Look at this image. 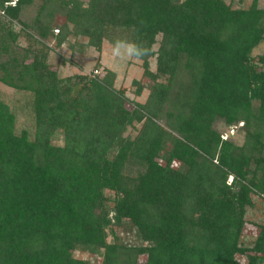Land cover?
I'll return each mask as SVG.
<instances>
[{
  "label": "trees",
  "instance_id": "1",
  "mask_svg": "<svg viewBox=\"0 0 264 264\" xmlns=\"http://www.w3.org/2000/svg\"><path fill=\"white\" fill-rule=\"evenodd\" d=\"M103 41L140 60L142 102L112 69L95 74ZM263 41L257 0H0V84L30 94L33 123L16 132L0 99V264H93L74 250L99 264H264V223L245 218L264 192ZM63 44L96 62L53 65ZM67 64L78 71L61 75Z\"/></svg>",
  "mask_w": 264,
  "mask_h": 264
},
{
  "label": "rangeland",
  "instance_id": "2",
  "mask_svg": "<svg viewBox=\"0 0 264 264\" xmlns=\"http://www.w3.org/2000/svg\"><path fill=\"white\" fill-rule=\"evenodd\" d=\"M228 2L231 6H241L246 7L250 4L251 0H224ZM257 5L259 7H264V0H257ZM16 28V27H15ZM14 28V29H15ZM53 33H56L53 30ZM159 39V36L156 37V40ZM68 40L75 41V37L72 35L68 36ZM20 44L22 46L25 45V41L21 39ZM153 49H156L157 43L152 45ZM264 50V41L260 42L251 50V55H256ZM63 55L69 58L70 61H75L77 64L81 65L82 72L86 73L90 70L93 64L96 62L97 53L92 50L87 54H77L71 53L70 50L66 47L65 44L60 47L53 49L49 53V61L53 65L57 62V56ZM99 62L100 68H97L95 74L102 75L104 70L107 68L112 69L115 72V79L113 82V86L116 89L124 90L125 96H127L131 100H137L142 102L146 96V90L142 92V94L136 97L133 93L135 85L132 84V79H141V71L142 68L140 66V60L137 58H133L130 56L129 45L127 44H116L112 46L107 42L103 41L101 50L99 51ZM150 69L154 68V59L150 58L149 60ZM76 66L73 65H65L63 68H60L59 72L61 75L72 73L78 71ZM80 71V70H79ZM30 98V94L25 91H19L3 84H0V99L9 105L11 110L14 111L16 120H15V131L19 132L21 129H26L30 136L33 132V123H32V112L30 108L26 105V101ZM240 125V123H239ZM138 126V125H137ZM214 128L223 134V137L230 138L235 142H240L242 140V133L239 130H230L227 129L223 123L215 122ZM131 129H128L130 131ZM133 133V131H132ZM54 141H59V139H55ZM230 176L227 178L229 182ZM245 218L255 222V223H264V202L255 198V206L251 209H248L245 213ZM251 233L250 236L245 237V241L248 242L254 236L255 227L252 225L247 226V230ZM115 232L121 238L123 243L127 245H136L138 242L135 241L134 237L131 233L123 232L120 228H115ZM112 238L109 233H107L106 241L111 242ZM72 256L74 258H79L91 262L93 264H99L101 257L97 255H91L81 250L72 251ZM144 258L143 255H139L137 259L142 260Z\"/></svg>",
  "mask_w": 264,
  "mask_h": 264
},
{
  "label": "built area",
  "instance_id": "3",
  "mask_svg": "<svg viewBox=\"0 0 264 264\" xmlns=\"http://www.w3.org/2000/svg\"><path fill=\"white\" fill-rule=\"evenodd\" d=\"M56 31V30H55ZM259 199H261L263 202H264V192L263 193H261V194H259Z\"/></svg>",
  "mask_w": 264,
  "mask_h": 264
}]
</instances>
